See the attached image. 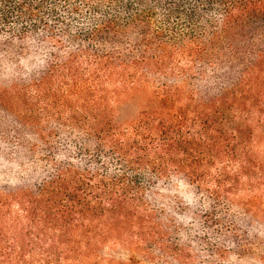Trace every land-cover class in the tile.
Segmentation results:
<instances>
[{
	"label": "trees",
	"instance_id": "16d2710c",
	"mask_svg": "<svg viewBox=\"0 0 264 264\" xmlns=\"http://www.w3.org/2000/svg\"><path fill=\"white\" fill-rule=\"evenodd\" d=\"M264 0H0V264H264Z\"/></svg>",
	"mask_w": 264,
	"mask_h": 264
},
{
	"label": "rangeland",
	"instance_id": "374dc122",
	"mask_svg": "<svg viewBox=\"0 0 264 264\" xmlns=\"http://www.w3.org/2000/svg\"><path fill=\"white\" fill-rule=\"evenodd\" d=\"M260 228H262L261 230V234L264 236V223H260ZM189 252L190 255V264H206L204 258H198L196 255H194L191 251H187V253ZM246 264H258L254 261H250Z\"/></svg>",
	"mask_w": 264,
	"mask_h": 264
}]
</instances>
